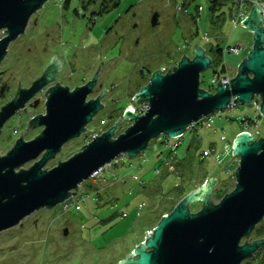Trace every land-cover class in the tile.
Instances as JSON below:
<instances>
[{
  "label": "rangeland",
  "instance_id": "rangeland-1",
  "mask_svg": "<svg viewBox=\"0 0 264 264\" xmlns=\"http://www.w3.org/2000/svg\"><path fill=\"white\" fill-rule=\"evenodd\" d=\"M210 2L121 0L120 22L114 28L119 32L107 36L104 24L107 13L95 16L90 11L93 7H89V2L88 8L84 9L85 0H71L69 7L64 0H48L35 11L32 17L43 22L46 18L53 21L49 22L52 24L50 37L55 38V44H51L48 53L56 52L64 60L68 83L73 85L84 79H93L100 65L96 80L101 87L89 94L88 99L96 98L100 91L106 89L101 97L104 106L87 125L88 132L67 141L44 168L50 169L59 160L64 161L81 151V146L110 125L109 119L120 115L116 121L121 118L122 122H118L114 136L124 132L133 120L123 118V111L132 105L141 114L147 106V100L133 101V95L147 84L151 72L163 68V74L166 73L184 54L192 58L196 44L205 48L213 60L200 75L201 87L207 86L214 70H221L223 65L226 73L233 77L251 49L253 34L236 23L231 12V0H220L214 11L210 9ZM129 4H134L133 10L140 19H133L123 12ZM154 9L160 13L161 25L151 27L146 21L150 18V10ZM134 20L140 23L136 30L131 28ZM92 25L94 28L90 30ZM32 34V29L23 32L11 45L10 52L20 50L22 39V44H27L25 47H32ZM96 44L100 48L98 63L95 54L89 51ZM237 45H241L238 53L233 54L227 49ZM217 47L224 49L220 61ZM32 53L22 48L20 56L26 61L22 67L10 69L12 75L23 79L32 76L28 65V61L33 62ZM13 115L0 132L1 155L14 145L27 127L25 140L33 139L44 128L30 124L25 112ZM211 115V126H206V118L202 117L197 128H187L180 138H169L170 144L180 142L175 149L167 144L168 140L162 134L153 138L151 144L133 158L119 155V162L103 169L93 185L89 183L90 178L79 185L76 194L67 200L76 201L68 210L63 209L62 203L53 208L43 207L12 230L0 232V264H117L145 240L146 231L149 234L162 216L169 214L188 192L198 190L214 176L218 182L212 188L211 202H220L225 193L235 188L238 165L229 169L232 155L228 148L244 128L242 116L252 119L248 130L252 133L258 131L260 136H264V116H258L257 106L250 108L240 102L234 108ZM207 149L213 151L204 157L203 151ZM218 155L222 158L221 163H218ZM166 158L176 163L173 171L168 169ZM34 161L29 160L23 167L30 168ZM216 188L223 189L220 197L215 192ZM202 204L200 200L191 202L190 211L200 210ZM64 227H67V234L63 233ZM261 238L264 239V218L240 243ZM241 264H264V242Z\"/></svg>",
  "mask_w": 264,
  "mask_h": 264
},
{
  "label": "water",
  "instance_id": "water-1",
  "mask_svg": "<svg viewBox=\"0 0 264 264\" xmlns=\"http://www.w3.org/2000/svg\"><path fill=\"white\" fill-rule=\"evenodd\" d=\"M46 1L0 0V32H5L0 39V60L9 43L25 32L35 11ZM158 15V11L153 13L151 25L159 22ZM261 20L260 8L254 3L240 22L252 32V46L229 82L222 84L219 80L214 92L201 87L200 75L209 68L211 58L205 48L196 44L192 58L182 55L164 74L163 68L157 69L134 94L133 101L147 100V107L142 114L131 108L123 111V118L133 120L124 132L114 136L118 122H122L119 118L81 146V151L47 169L46 162L56 157L67 141L88 132L87 125L104 106L101 97L106 91L86 100L97 81L100 65L93 79L83 86L73 90L53 87L46 100V113L39 115L33 124L44 126L43 130L33 139L25 140L27 127L14 145L0 154V232L12 230L40 208L63 203L76 194L79 185L91 174L119 155L133 158L162 134L168 138L182 136L199 118L229 108L233 98L250 108L258 99V116H264V21L260 24ZM45 81H35L21 91L18 99L3 106L0 127ZM231 147L232 154L239 158L235 188L225 193L220 202L213 203L212 188L218 181L216 176L207 179L198 190L188 192L169 214H164L149 234L146 231L145 240L117 264H241L257 251L263 238L240 242L264 218V136L258 131L251 134L242 130ZM29 160L35 161L30 168H24ZM199 200L202 208L191 212L189 205Z\"/></svg>",
  "mask_w": 264,
  "mask_h": 264
},
{
  "label": "flooded vegetation",
  "instance_id": "flooded-vegetation-1",
  "mask_svg": "<svg viewBox=\"0 0 264 264\" xmlns=\"http://www.w3.org/2000/svg\"><path fill=\"white\" fill-rule=\"evenodd\" d=\"M84 1V0H81ZM64 2L66 3V6L69 7V4L71 2V0H64ZM89 2V4H88ZM89 5V7H93L90 8V11H92L93 14H95V16H104V11L102 12V14H100L102 5L103 4H107V11H110L111 13H116L115 15H108V12L105 15V34L106 36L108 34L111 33H116L118 34V30L114 29L116 28V26L119 24L120 22V16L121 12H120V7L119 5H117V7L113 6V2L110 3V0H88L86 2L85 0V4L83 5L84 9L88 8L86 5ZM134 4H129L127 5V7L123 10V12L128 16L132 17L133 19H140V17H138V14L133 10L134 9ZM82 8V5H81ZM113 8V9H112ZM112 9V10H111ZM77 13H79L78 10H76ZM106 12V11H105ZM156 12V10H150L148 18L149 20L146 21V23L150 24L151 27H156L161 25V20H159V22L156 25H151V16L153 15V13ZM160 14V13H159ZM49 18L44 19L43 21H40L39 18H34L31 17L26 30H31L34 35V38L31 40L32 43V47L31 46H27L25 47V44H22V40L20 41L21 43V48L20 50H15L14 52H10V47L12 44L16 43L17 37L15 40L11 41L7 47V51L6 54H4L5 56L2 57V59L0 60V113L3 109V106L7 103H9L10 101H12L13 99H18L19 95L21 93L22 90L28 89L32 86V84L35 81H45V83L39 84L40 87L35 91V93L25 102L24 106L21 107L20 109H18L17 112H25L27 117L29 118V121L32 122V125L35 124V122L37 121V117L41 114H45L46 113V100L48 98V94H50L51 89L53 87L56 86H65V87H69L70 90L75 89L76 87L79 86H83L84 84H86L88 81L92 80V79H84L82 82H76V84H69V79L67 77L66 74V64L64 62L63 59L59 58V56H57L56 52L53 53H48V51L51 49V44L54 43L55 44V38H51L50 34H51V27L52 24L49 22H52V20H48ZM160 19V16H159ZM108 21V22H107ZM129 24V23H128ZM140 25L139 22H136L135 20L133 21L131 28L133 30H136V28H138ZM90 30H92L94 27L93 25L90 26ZM25 30V32H26ZM3 31L0 32V39L3 38L2 34ZM31 33V32H30ZM21 36V35H20ZM101 40V39H100ZM102 41V40H101ZM28 42V41H27ZM113 46V44L111 45ZM22 48H26L27 51H31L32 53V57H33V62L32 61H28V65L31 68V73L33 72V74H31L32 76H29L27 78H18L20 76L17 77V75H12L10 72V69H12L14 66H23L22 64L26 61L24 58H22V56H20V52L22 50ZM90 52H93L95 54V60L97 61V63L99 62V56H100V48L98 46V44H96L95 46H92L91 50H89ZM224 53V52H223ZM9 56V57H8ZM193 57V56H192ZM11 60V61H8ZM212 63V61H211ZM211 65V64H210ZM28 66V67H29ZM48 67V68H47ZM47 68V71H45V69ZM50 72H49V71ZM153 73V71L151 72V74ZM150 74V76H151ZM48 76H50L48 79H46ZM149 76V78H150ZM29 78V79H28ZM16 79V83H14V80ZM149 80V79H148ZM101 87L100 84H98V82L96 81L95 85L93 86V89L91 92H89V94L94 93L97 91V88ZM98 93V92H97ZM99 94V93H98ZM92 98V97H91ZM90 98V99H91ZM86 100H89L88 97ZM136 111V110H134ZM137 112V111H136ZM15 114V113H14ZM17 114V113H16ZM14 115H12L11 117H8V119H6V121H8L10 118H12ZM6 121L4 122V124L0 127V132L3 131V126L6 124ZM44 127V126H43ZM65 228H63V233H65ZM261 246V245H260ZM258 250V249H257Z\"/></svg>",
  "mask_w": 264,
  "mask_h": 264
},
{
  "label": "built area",
  "instance_id": "built-area-1",
  "mask_svg": "<svg viewBox=\"0 0 264 264\" xmlns=\"http://www.w3.org/2000/svg\"><path fill=\"white\" fill-rule=\"evenodd\" d=\"M231 2H232L231 12H232L233 17L237 20V22H236L237 24L242 25L240 22L242 20H244L246 18V16H248L249 11L251 10V8H252V6H253L254 3L260 8V13H261V18H262V20L260 21V24H263V21H264V0H232ZM227 49L230 52H233V54L234 53H238L240 51V49H241V45L228 46ZM231 78H232V76L229 75V74H227V73L220 74L219 72H215L214 75L212 76L211 80H210V84L214 86V90H215V88H216L215 86H217L219 80L221 81L222 84H224V82H229ZM214 90H212V92H214ZM234 106H236V102L234 101V98H233L232 101H231L230 108H234ZM146 107L147 106H145V110H146ZM141 108L139 109V111H141ZM204 118H206L205 119V125L206 126H211L213 124V116L211 114L209 116L204 117ZM249 120H250L249 117L242 116L241 121H242V126H244L243 130L249 131L248 130V128H249L248 126H250L249 125ZM255 120H256L255 122H257L258 121V118H256ZM199 123H201V119L200 118H199V120L193 122L189 126V128H197ZM249 132L251 134H253L251 131H249ZM179 143L180 142H176L175 144H170L168 142L167 144L171 145L172 148H176L179 145ZM230 148H231V146L229 145V148H228L229 151H231ZM212 151L213 150H210V149L204 150L203 151V156L205 157V156L210 155ZM231 155H232V158H231L232 161L230 163L229 169L235 168L238 165V162H239L238 156L233 155L232 152H231ZM120 157L121 156H118L110 164L105 165V166L99 168L97 171H95L93 173V175L91 174L90 177H89L90 178L89 183L91 185H93L92 182L94 183L96 181V178L97 177L98 178L100 177L101 173L103 172V169H105L106 167H113V164H116V163L119 162ZM221 159L222 158L218 155L217 156L218 163H221L222 162ZM166 163H167L168 169L170 171H173L175 166L170 161H166ZM156 171H159V170H156ZM96 189H97V187H96ZM67 200H65L62 203L63 204V207H64L63 209H66V210H68V208H69L70 205L74 206V203H76V201H74V200H72L74 202L67 201Z\"/></svg>",
  "mask_w": 264,
  "mask_h": 264
},
{
  "label": "trees",
  "instance_id": "trees-1",
  "mask_svg": "<svg viewBox=\"0 0 264 264\" xmlns=\"http://www.w3.org/2000/svg\"><path fill=\"white\" fill-rule=\"evenodd\" d=\"M211 2H210V9L212 10V11H214V10H216V8H217V4H219L220 3V0H210ZM232 1V0H231ZM111 2H113V6L114 7H117V5H120V2H121V0H110V3ZM107 5V4H106ZM105 4H103L102 5V8H100L101 9V12H100V14H102V12L104 11V14L105 13H108V12H110V11H107L106 9H107V7L108 6H106ZM113 9V8H112ZM111 9V10H112ZM106 11V12H105ZM194 20H196V18L194 17L193 18ZM216 51H217V53H218V55H220V57H219V59H218V61H220V59H222V56H223V51H224V49H222V48H219V47H217L216 48ZM212 60V59H211ZM212 63H213V60H212ZM211 63V64H212ZM211 66V65H210ZM209 66V67H210ZM215 72H219L220 74H225L226 73V67H225V65H223V67H222V69L221 70H214V73ZM213 73V74H214ZM203 88H205V89H208V90H210V91H212V90H214V86L213 85H211L210 83L207 85V86H204ZM134 96V95H133ZM257 100V103H258V99H256ZM146 101V100H145ZM118 117H120V115L118 116ZM118 117H115V118H113V119H109V121H108V123H110V125L109 126H107L108 125V123L107 124H105L107 127L104 129V130H106V129H108L110 126H111V124L113 125L114 123L113 122H115L116 121V119H118ZM105 122V121H104ZM253 121H252V119H250L249 120V125L252 123ZM164 139L165 140H168L169 138L167 137V136H165L164 135ZM169 141V140H168ZM179 146V145H178ZM177 146V147H178ZM176 147V148H177ZM175 149V148H174ZM166 160L167 161H169L168 160V158H166ZM177 161V165H178V161H179V159H177L176 160ZM173 165H175L176 166V163L175 162H173L172 163ZM177 167V166H176ZM95 191H97V189L95 188L94 189ZM222 190L223 189H218V188H216V190H215V192L219 195V197L221 196V192H222ZM98 195V194H97ZM123 215H126L125 213H123Z\"/></svg>",
  "mask_w": 264,
  "mask_h": 264
},
{
  "label": "bare ground",
  "instance_id": "bare-ground-1",
  "mask_svg": "<svg viewBox=\"0 0 264 264\" xmlns=\"http://www.w3.org/2000/svg\"><path fill=\"white\" fill-rule=\"evenodd\" d=\"M130 108H131V110L134 109V107L132 105L130 106Z\"/></svg>",
  "mask_w": 264,
  "mask_h": 264
}]
</instances>
